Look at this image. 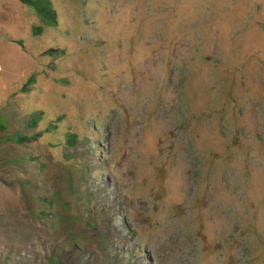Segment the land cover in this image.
I'll list each match as a JSON object with an SVG mask.
<instances>
[{
  "label": "rangeland",
  "instance_id": "1",
  "mask_svg": "<svg viewBox=\"0 0 264 264\" xmlns=\"http://www.w3.org/2000/svg\"><path fill=\"white\" fill-rule=\"evenodd\" d=\"M52 1L0 0V264H264V0Z\"/></svg>",
  "mask_w": 264,
  "mask_h": 264
},
{
  "label": "trees",
  "instance_id": "2",
  "mask_svg": "<svg viewBox=\"0 0 264 264\" xmlns=\"http://www.w3.org/2000/svg\"><path fill=\"white\" fill-rule=\"evenodd\" d=\"M23 4L32 7L38 16L42 19L46 26H58V14L54 7V3L52 0H21ZM44 27H37L34 29V35H39L43 32ZM59 51L51 49L47 51V54L54 55L57 54ZM36 82L35 77H31L28 81V84H34ZM25 91V90H24ZM38 119L35 117L32 123V126H36ZM41 134L33 135V136H25V137H18L17 142L20 144H27L32 140H38ZM78 135L76 134H68L66 136V143L70 147L76 146L78 143ZM88 226L93 227L92 223H88ZM76 247L74 245L71 246V253H75ZM77 251V250H76ZM80 254V253H79ZM73 256V255H72Z\"/></svg>",
  "mask_w": 264,
  "mask_h": 264
}]
</instances>
